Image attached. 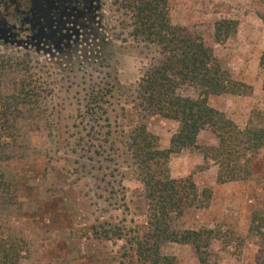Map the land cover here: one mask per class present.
I'll return each mask as SVG.
<instances>
[{
  "label": "rangeland",
  "instance_id": "1",
  "mask_svg": "<svg viewBox=\"0 0 264 264\" xmlns=\"http://www.w3.org/2000/svg\"><path fill=\"white\" fill-rule=\"evenodd\" d=\"M103 1L115 34L110 28L101 36L87 30L39 51L0 42V60L8 66L0 80L2 92L11 93L17 81L33 87V100L20 106L3 132L8 135L3 169L16 197L2 211V220L27 242L22 264H119L123 241L101 239L93 227L145 222L147 205L130 135L144 124L159 147L167 148L178 128L175 120L145 109L137 93L156 47L131 34L132 12L119 0ZM168 8L173 25L200 34L232 77L252 86L249 95H211L209 104L240 128L264 129L259 66L264 0H168ZM226 18L236 20L237 29L218 43L214 23ZM109 41L118 55L105 61L102 44ZM178 93L196 96L191 86ZM216 143L204 129L195 146L170 155L173 178L191 175L199 190L212 191L207 207L187 210L174 225L213 229L209 258L214 264H258L264 242L249 228L254 215H264V146L252 158L249 178L218 183L217 165L202 153ZM161 250L175 256L176 264H199L189 244L166 242Z\"/></svg>",
  "mask_w": 264,
  "mask_h": 264
},
{
  "label": "trees",
  "instance_id": "2",
  "mask_svg": "<svg viewBox=\"0 0 264 264\" xmlns=\"http://www.w3.org/2000/svg\"><path fill=\"white\" fill-rule=\"evenodd\" d=\"M122 8L132 12L131 34L156 47L153 63L143 71L137 83L141 105L153 114L175 120L178 128L167 148H160L158 137L139 124L130 135V152L136 165L146 200V219L142 224L107 223L93 227L101 239L123 241L119 264H176L173 255L164 254L166 242L189 244L199 264L210 262V242L215 237L211 228L179 229L174 225L191 208L209 205L210 188L199 190L191 175L173 178L170 155L196 145L199 132L208 129L216 145L202 148L205 160L217 165L216 181L244 180L251 176L252 160L264 146V129L240 128L224 112L212 107L208 98L224 93L249 95L252 86L236 80L214 55L200 34L186 26L173 25L168 0H119ZM264 23V15H261ZM237 21L220 19L214 23V40L222 43L234 35ZM10 67L13 65L9 64ZM264 89V47L259 57ZM7 64L0 60V80ZM1 84V81H0ZM191 86L196 96L178 93ZM30 83L17 81L8 95L0 85V264H22L28 253L27 242L9 231L2 211L15 202V193L3 169L8 155L10 120L20 114V106L33 100ZM250 231L264 242V215H254ZM264 264V258L258 263Z\"/></svg>",
  "mask_w": 264,
  "mask_h": 264
},
{
  "label": "flooded vegetation",
  "instance_id": "3",
  "mask_svg": "<svg viewBox=\"0 0 264 264\" xmlns=\"http://www.w3.org/2000/svg\"><path fill=\"white\" fill-rule=\"evenodd\" d=\"M104 6L103 0H0V42L39 51L87 30L101 36L110 28L113 34ZM109 42L102 44L105 61L118 55Z\"/></svg>",
  "mask_w": 264,
  "mask_h": 264
},
{
  "label": "water",
  "instance_id": "4",
  "mask_svg": "<svg viewBox=\"0 0 264 264\" xmlns=\"http://www.w3.org/2000/svg\"><path fill=\"white\" fill-rule=\"evenodd\" d=\"M38 37V36H37Z\"/></svg>",
  "mask_w": 264,
  "mask_h": 264
}]
</instances>
